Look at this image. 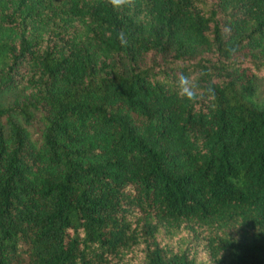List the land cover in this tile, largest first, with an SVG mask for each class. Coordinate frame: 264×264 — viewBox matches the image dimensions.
I'll use <instances>...</instances> for the list:
<instances>
[{"label":"trees","instance_id":"16d2710c","mask_svg":"<svg viewBox=\"0 0 264 264\" xmlns=\"http://www.w3.org/2000/svg\"><path fill=\"white\" fill-rule=\"evenodd\" d=\"M256 79L264 0H0V264H264Z\"/></svg>","mask_w":264,"mask_h":264},{"label":"clouds","instance_id":"9594fccd","mask_svg":"<svg viewBox=\"0 0 264 264\" xmlns=\"http://www.w3.org/2000/svg\"><path fill=\"white\" fill-rule=\"evenodd\" d=\"M132 2L133 0H108V3L118 11L125 8L126 6H130ZM120 38L123 42V33L120 34ZM175 87L177 96L182 100L195 104L200 99H202L198 84L196 83L194 76L185 75L183 73L178 74L175 82Z\"/></svg>","mask_w":264,"mask_h":264},{"label":"rangeland","instance_id":"374dc122","mask_svg":"<svg viewBox=\"0 0 264 264\" xmlns=\"http://www.w3.org/2000/svg\"><path fill=\"white\" fill-rule=\"evenodd\" d=\"M56 4L61 3L63 0H54ZM123 63L125 61L123 60ZM257 86L256 99L260 102L264 101V83L261 79H256ZM21 92V89L3 90L0 89V106H8L11 104L13 99Z\"/></svg>","mask_w":264,"mask_h":264}]
</instances>
